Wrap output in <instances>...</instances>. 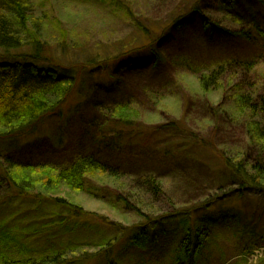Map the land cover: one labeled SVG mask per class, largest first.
<instances>
[{
    "label": "rangeland",
    "instance_id": "374dc122",
    "mask_svg": "<svg viewBox=\"0 0 264 264\" xmlns=\"http://www.w3.org/2000/svg\"><path fill=\"white\" fill-rule=\"evenodd\" d=\"M30 1L44 20L41 39L50 56L71 67L87 61L99 65L81 75L79 93L87 97L75 91L61 117L48 118L35 136L16 147L1 146L0 163L6 165L11 154L18 162L63 166L78 154L97 153L124 172L121 179L95 180L99 195L60 188L59 197L95 217L73 221L65 211H54L70 222L63 242L72 247L68 257L76 260L73 264H108V259L114 264H188L181 249L188 225L207 233L195 264H264V195L239 194L210 144L214 140L219 150L225 144L233 153L241 151V119H227L224 110L235 112L231 99L238 84L257 97L264 94V60L255 62L252 73H235L234 64L229 66L222 86L211 93L202 91L195 73L229 60L253 61L261 54L259 43L209 33L197 17L182 30H171L169 24L192 12L198 0ZM202 4L205 14L228 20L232 27L230 12L214 0ZM151 39L154 49H146ZM19 53L0 51V59L12 62L11 56ZM113 57L118 58L106 65L105 59ZM113 102L128 105L137 117L128 128L121 127V138L108 145V140L96 143L92 124L103 123ZM216 107L221 112L216 114ZM151 177L152 187L145 180ZM3 196L0 219L22 209L27 215V200ZM171 213L175 218H166ZM52 218H43L39 225ZM149 220V242L129 239ZM105 240L115 242L107 256L99 245Z\"/></svg>",
    "mask_w": 264,
    "mask_h": 264
},
{
    "label": "trees",
    "instance_id": "16d2710c",
    "mask_svg": "<svg viewBox=\"0 0 264 264\" xmlns=\"http://www.w3.org/2000/svg\"><path fill=\"white\" fill-rule=\"evenodd\" d=\"M214 3L218 4L222 11L230 12L228 15L232 27L227 25L228 20L225 23L215 16L205 14L201 0H198L192 12L183 14L169 24L171 30L180 31L193 23L197 17L202 28L209 33L259 43L261 54L253 61L229 60L214 64L208 72L198 69L195 73L199 76V85L205 93H211L222 86V78L229 72V66L234 64L232 69L235 73H252L255 62L264 60V0H214ZM126 14L130 16V12L126 11ZM43 23V18L35 14L30 0H0V51L7 54L12 51L20 52L11 56L14 58L12 62L0 59V147H16L19 142L35 136L48 118L61 117L75 91H78L81 98L87 97V94L79 93L81 75L87 68L99 65L94 61H87L71 67L54 59L41 39ZM169 28L167 33L170 32ZM151 41L152 39L146 49H154ZM141 50L139 48L138 51ZM154 56L156 63L157 53ZM117 58L105 59V64L109 65ZM118 72L114 71L109 77L115 78ZM235 89L231 99L236 108L235 112L229 113L226 109L224 114H227V119H241V135L244 136V140L238 141L241 151L233 153V150L224 147L225 144L222 145L223 149L219 150L214 140L210 141V144L222 158L229 174L230 185L235 186L239 194L264 195V94L257 97L243 90L239 84ZM110 108L103 123L92 124L96 128V143L105 144L104 141L108 140L105 144L108 145L111 141L121 138L124 130L121 127L128 128L137 117V112L130 111L124 103L113 102ZM215 112H221L219 107H216ZM227 119L223 121L226 122ZM106 131L107 138L104 136ZM75 157L66 165L54 166L47 163L18 162L9 154L5 158L6 165L0 163V193H4L1 199L8 195V201L23 199L31 205L25 208V217L22 209L20 212L11 211L9 216L0 219V264L76 262L68 257L72 247L63 242L69 234L70 222L67 219L69 217L74 219L73 221L82 222L95 217L67 198L59 197L60 188L66 187L76 193L99 195V188L93 184L97 183L95 180L99 182L98 179L102 177L104 180L106 177L121 179L124 172L114 164L110 165L109 159H100L97 153L78 154ZM145 180L152 182L146 185L155 186L152 177ZM157 192L158 189L155 193ZM4 203L6 201L0 202V211ZM44 208L47 211L40 213ZM61 210L65 211L68 217L54 213ZM189 213L185 212L182 216L187 217ZM49 215H53L51 222L39 225L41 220ZM96 218L105 221L104 217ZM166 218L175 217L171 213ZM205 218L214 220L211 217ZM152 223V220L147 221L129 239L149 242ZM72 225L74 226V222ZM186 231L181 249L186 254L188 264H195L196 256L203 248L202 238L207 233L201 227L193 229L189 225ZM114 244L112 240L103 241L99 244L102 246L100 252L107 256L108 250ZM73 256L75 258V255ZM107 262L114 264L109 259Z\"/></svg>",
    "mask_w": 264,
    "mask_h": 264
}]
</instances>
